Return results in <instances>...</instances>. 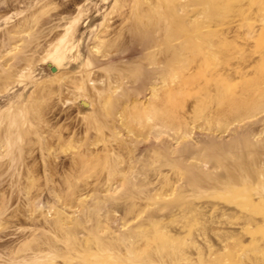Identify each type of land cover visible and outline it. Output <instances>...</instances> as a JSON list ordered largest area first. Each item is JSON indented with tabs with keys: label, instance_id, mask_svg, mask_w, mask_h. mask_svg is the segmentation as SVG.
<instances>
[{
	"label": "rangeland",
	"instance_id": "obj_1",
	"mask_svg": "<svg viewBox=\"0 0 264 264\" xmlns=\"http://www.w3.org/2000/svg\"><path fill=\"white\" fill-rule=\"evenodd\" d=\"M190 1L154 0L146 35L200 20ZM231 2L216 68L183 36L166 65L138 46L151 0H0V264H264V111L222 94L264 101V0Z\"/></svg>",
	"mask_w": 264,
	"mask_h": 264
},
{
	"label": "bare ground",
	"instance_id": "obj_2",
	"mask_svg": "<svg viewBox=\"0 0 264 264\" xmlns=\"http://www.w3.org/2000/svg\"><path fill=\"white\" fill-rule=\"evenodd\" d=\"M148 1V0H147ZM152 1V3L151 4H153V8H152V13L153 14H151V13H149V14H151V15H146V16H149V19L148 18H145L146 16H143V14H141L142 15V17L143 18H145L147 21H145V19L143 20V21H145L144 23H142V22H139V23H142V25L141 26H138V25H140L139 23H136L137 25H136V30H138V34H142L141 35V42H138V46L140 45V44H143V48L146 50H151V49H154V50H156V52L155 53H157V54H159V55H162V56H164V57H162L163 58V61H162V63L163 64H168V63H166V59L164 60V58L165 57H167V56H169V55H171V54H178L179 52H175L172 48H170L168 45H167V39H169V40H173V39H177V38H182V36H183V38H184V40H183V42H182V48H181V53H183V54H181L184 58H185V55H184V48H186V47H188V46H191V48L194 50V52L197 54V53H199V52H201V51H204V50H206V57L208 58V60H209V62H213L214 63V61H218V63L217 62H215V67L217 68L218 66L220 67V62H221V60H219V59H221V58H219L220 56V53H224V52H222V51H224L227 47L229 48V46H230V42H229V39L228 40H226V41H220V39L218 40V41H215V40H213V38H215V36L217 35V33L218 32H221V29L222 28H220V26H216L215 25V19H217V17L219 18V17H222L223 18V15H224V18L223 19H225V14L227 13V12H229L230 10L232 11V9H233V2H231V1H233V0H191L190 1V4H188V6L190 7V6H192L193 8L194 7H202V12H201V16H203L200 20L199 19H197V20H195L194 22H187L186 23V25L185 26H183V25H181L179 22H182V19L181 18H175L173 21H171V22H168L167 24H165L166 25V31H165V34L163 33V35H164V37H159V39H157V40H154L152 37L154 36V37H156L155 35H157L158 34V32L155 34L154 32H156V28H157V26L159 25V23H160V18H162V16H163V18L164 17H166L167 15H168V13H167V11L168 10H160V8L159 7H157V5H155V2H153L154 0H151ZM243 1H247V0H243ZM257 1H259V4H258V6H259V10L261 9V5H262V3H263V0H257ZM249 2V1H248ZM237 4V3H236ZM235 4V5H236ZM245 5H246V9H245V11H244V15H246V11H247V4L248 3H244ZM149 5H150V3H149ZM241 5V4H240ZM243 5V4H242ZM244 5V6H245ZM155 7H157V8H155ZM242 7V6H241ZM151 8V7H150ZM154 8H155V10H154ZM145 10V9H144ZM146 10H149V8L147 9L146 8ZM145 10V11H146ZM234 10H235V8H234ZM262 10V9H261ZM260 10V11H261ZM154 11V12H153ZM161 11V12H160ZM187 11V10H186ZM141 12V11H140ZM190 12V11H189ZM188 12V13H189ZM237 12V11H236ZM262 12V11H261ZM144 13V12H143ZM144 14H146V13H144ZM166 14V15H165ZM239 14H241V13H239ZM237 15V14H236ZM243 15V16H244ZM152 18H151V17ZM230 16H232V15H230ZM234 16V15H233ZM156 18V19H154V18ZM235 17V16H234ZM239 17V16H238ZM199 18V17H198ZM241 18H243V17H241ZM249 19L250 18H248L247 20L249 21ZM184 20H186V17L184 18ZM219 20H221V19H219ZM251 22H252V20H251ZM225 23H226V20H225ZM164 25V26H165ZM225 25V24H224ZM244 25V24H243ZM133 26V28H135V26L134 25H132ZM164 26L162 27V28H164ZM236 26V25H235ZM238 26V25H237ZM240 26V25H239ZM214 27V28H213ZM217 27H219V28H217ZM223 27V26H222ZM244 27V26H243ZM204 28H206L205 30L206 31H204ZM213 28V31H210V29H212ZM216 28V29H215ZM229 28V27H228ZM227 29V28H226ZM164 30H165V28H164ZM131 31V30H130ZM150 31H152L153 32V34H152V32H151V34L150 35H153V36H147L148 34H149V32ZM160 31V30H159ZM228 31H229V29H228ZM250 31H248V33H249ZM161 33V34H162ZM226 33H228L227 31H226ZM229 33H230V31H229ZM147 34V35H146ZM250 34V33H249ZM134 35H135V32H134ZM144 35H146V36H144ZM162 35V36H163ZM146 37H149V38H146ZM235 38V37H234ZM196 39H198L199 41L197 42V41H195ZM225 40V39H224ZM235 40H236V38H235ZM109 49H111L110 47H109ZM109 52H110V50H109ZM135 52L136 51H131L130 50V55H133V54H135ZM118 53V52H117ZM154 53H152V54H150V56H148V61H153L152 63H157L156 61L154 62V58H155V56L153 55ZM187 54H189V53H187ZM204 55H205V53H204ZM129 56V55H128ZM196 56H198V55H196ZM195 56V57H196ZM183 57H182V59L181 60H178V61H176L174 64L176 65L177 63H185V60L183 59ZM190 57V56H189ZM200 57H202V56H200ZM199 57V58H200ZM187 58L188 57H186L185 59L187 60ZM191 58V57H190ZM153 59V60H152ZM202 59V58H201ZM218 59V60H217ZM203 61V60H202ZM220 61V62H219ZM193 62V61H192ZM198 63L200 62V61H197ZM186 63H187V61H186ZM202 63V62H201ZM212 63V64H213ZM211 64V65H212ZM154 65V64H153ZM201 66H202V64H201ZM204 66V65H203ZM213 66V65H212ZM54 69V68H53ZM53 71V70H52ZM54 72H55V70H54ZM217 73V72H216ZM147 74V73H146ZM146 74H145V78L147 77L146 76ZM144 75V74H143ZM217 75V74H216ZM150 76H151V74H150ZM165 76H166V74H164V75H162V77L163 78H165ZM214 76H215V74L214 75H212L211 76V81H214L216 78H214ZM184 77H186V76H184ZM229 78V77H228ZM186 79H189V77H187ZM186 81V80H185ZM216 83V82H215ZM201 84H202V82H201ZM216 86L218 87V88H221V85L219 86L217 83H216ZM198 87V86H197ZM214 87V86H213ZM194 89V88H193ZM197 89V88H196ZM201 89V88H200ZM200 89H199V92H200ZM190 90V89H189ZM202 90L203 91H206V93H208L207 91H212V86H209L208 85V87L207 86H204V87H202ZM201 90V91H202ZM202 93V92H201ZM225 93V94H224ZM222 94H224V96H227V98H225V100L227 101V106L230 108V111L231 110H233V111H240L239 112V116L238 117H236L237 118V120L239 121V122H242L243 120H245V119H247V118H250V117H254V116H256L257 114H255V112H256V109L257 110H259L260 112H263L264 111V101L263 102H261V106L260 107H255V105H254V102H252V101H250L249 99L247 100V101H244V102H242V103H240V102H235L234 101V97L233 96H231L230 97V95H232L233 94V92H231L230 94H228V91L227 92H223ZM221 94V95H222ZM217 95V94H216ZM214 96L213 95V97H207L208 98V100L210 101V102H213V101H218V99H220V97H221V95H218V96ZM186 99V98H185ZM199 99H200V97H199ZM211 99V100H210ZM186 101V100H185ZM187 102H188V100H187ZM187 102H186V106L188 105L187 104ZM197 102H198V99H197ZM211 104V103H210ZM171 105H174V107L176 108V105L177 104H174L173 102H172V104ZM182 105H184L183 104V101H182ZM186 106H183V107H186ZM251 107H254V108H256L255 110H252V111H250V108ZM168 108H170L169 106H168ZM253 108V109H254ZM209 109V108H208ZM206 110V105H205V103H204V101L203 100H201V101H199L198 103H197V107H196V110H195V115L193 116V117H190V116H188V115H186V113L182 116V127H181V134L182 135H184V136H186V135H188L189 134V130H188V124L190 123V121L191 120H199V119H201V118H203L202 117V113H203V111H205ZM258 111V112H259ZM153 114H151V113H149V115H148V117H147V120H148V122L149 123H153L154 125L151 127V129L153 130L154 128H156V127H162V128H165L166 127V125H165V123H164V121H163V119H161L159 116H157V117H155V116H152ZM163 121V122H162ZM209 124H211V122L209 123ZM212 124L213 125H218V127H215V130H222V129H224L223 131H226L227 129H228V127L230 126V122L229 121H227V125H222L221 123H219L218 121H215V122H212Z\"/></svg>",
	"mask_w": 264,
	"mask_h": 264
},
{
	"label": "water",
	"instance_id": "obj_3",
	"mask_svg": "<svg viewBox=\"0 0 264 264\" xmlns=\"http://www.w3.org/2000/svg\"><path fill=\"white\" fill-rule=\"evenodd\" d=\"M54 71V69H52Z\"/></svg>",
	"mask_w": 264,
	"mask_h": 264
}]
</instances>
